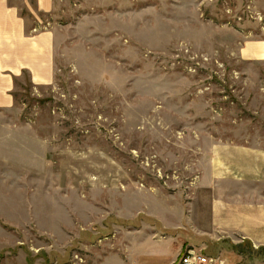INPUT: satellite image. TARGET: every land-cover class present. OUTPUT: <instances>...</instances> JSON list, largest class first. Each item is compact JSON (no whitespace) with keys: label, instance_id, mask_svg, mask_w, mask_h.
<instances>
[{"label":"rangeland","instance_id":"1","mask_svg":"<svg viewBox=\"0 0 264 264\" xmlns=\"http://www.w3.org/2000/svg\"><path fill=\"white\" fill-rule=\"evenodd\" d=\"M1 2L24 28L1 41L22 63L0 65V264H139L152 238L179 264L220 148L264 151V63L239 55L264 0ZM220 242L203 254L264 264Z\"/></svg>","mask_w":264,"mask_h":264},{"label":"crops","instance_id":"2","mask_svg":"<svg viewBox=\"0 0 264 264\" xmlns=\"http://www.w3.org/2000/svg\"><path fill=\"white\" fill-rule=\"evenodd\" d=\"M23 28V20L18 17L16 11L4 7L1 2L0 65L2 67L7 65L17 71L21 65V58L14 55L11 58L10 55L5 54L6 46L1 41L8 40L10 34L15 38H21ZM17 45H14L15 48ZM33 49L35 50V47ZM239 55L244 61L264 63V27L258 36L245 37L242 40ZM35 66L38 67V65ZM33 69L37 73L36 69ZM228 144L220 148L222 149L220 153L216 152L220 154V158L217 157V162L212 163L213 168L206 177H202L201 185L199 184L211 189L207 197L208 201L205 203L207 209L199 212L193 202L189 207L184 204V210L181 209L179 212L181 214L177 218L179 226L192 224L191 227L195 229L194 233L179 236L178 242L194 247L199 246L200 248L192 247L196 250L202 251L207 246L219 244L220 241L242 239L257 246H264V151ZM169 211V205L162 204L161 211L153 213L165 223L166 217L174 213ZM167 222V225H170V222ZM196 241L199 242L196 243ZM157 242H159L157 238H152L145 255H140L141 257L138 255L139 264H170L172 262L169 249L159 248L156 246ZM133 264H138L136 257Z\"/></svg>","mask_w":264,"mask_h":264},{"label":"built area","instance_id":"3","mask_svg":"<svg viewBox=\"0 0 264 264\" xmlns=\"http://www.w3.org/2000/svg\"><path fill=\"white\" fill-rule=\"evenodd\" d=\"M223 262L221 259L204 255L202 251L193 248H186L178 260L179 264H224Z\"/></svg>","mask_w":264,"mask_h":264}]
</instances>
